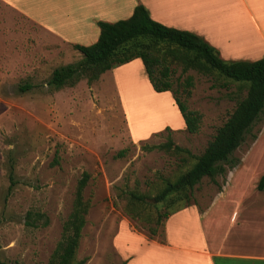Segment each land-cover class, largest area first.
<instances>
[{
    "label": "rangeland",
    "instance_id": "374dc122",
    "mask_svg": "<svg viewBox=\"0 0 264 264\" xmlns=\"http://www.w3.org/2000/svg\"><path fill=\"white\" fill-rule=\"evenodd\" d=\"M18 2L21 10L0 2V264H47L83 171L90 175L83 191L90 208L77 257L86 259L84 264H125L118 238L120 246L131 253V264L160 261L171 252L143 239L150 235L148 228L156 226L157 234L152 237L158 244L167 242L166 218L155 223L163 205L154 199V188L173 179L186 165L181 155L158 148L144 150L142 145L170 139L192 154H200L232 112L237 83L194 69L183 72L175 62L169 65L171 90L201 116L195 133L185 126L167 124L173 122V107L179 114L173 92L165 91L172 99L170 104L167 93L151 87L140 59L139 65H131L126 72L124 67L114 75L112 68L91 83L83 78L73 86L53 89L47 80L54 68L76 62L82 54L32 24L23 16V1ZM248 38L240 34L234 39L236 46ZM119 66L122 64L114 68ZM188 75L192 77L190 86L185 85ZM24 85L29 88L21 91ZM163 102L168 109L159 105ZM152 122L159 124L155 127L163 126L140 139L133 135L132 131L139 134L152 128L146 126ZM232 157L236 165L231 169L241 172L234 173L228 194L249 190V197L252 185L258 191L256 183L264 173V111ZM231 169L215 181L203 177L185 207L195 205L202 211L226 185ZM10 174L15 185L8 191ZM132 194L145 195V200L137 201ZM130 202L136 207L129 206ZM225 204L217 202L204 227L216 220L218 210L222 211L219 219L227 220L230 207ZM28 210L43 212L48 224L26 226ZM189 227L187 235L194 233L193 225ZM174 238L179 241V236ZM140 249L142 258L137 254Z\"/></svg>",
    "mask_w": 264,
    "mask_h": 264
},
{
    "label": "trees",
    "instance_id": "16d2710c",
    "mask_svg": "<svg viewBox=\"0 0 264 264\" xmlns=\"http://www.w3.org/2000/svg\"><path fill=\"white\" fill-rule=\"evenodd\" d=\"M98 25L100 33L97 41L86 46L73 45L82 54V58L54 68L47 80L49 86L53 89L73 86L83 78L91 83L105 71L135 58L141 60L148 81L156 92L172 91L169 65L174 62L181 65L183 72L194 69L201 74L222 77L227 83H237L238 96L232 112L217 127L200 154L194 155L188 149L173 144L170 139L159 144L142 145L144 150L158 148L181 155L180 160L186 165L173 179H165L161 186L154 188V199L159 205H163V211L156 215L155 223L160 224L163 217L189 205L187 202L192 189L203 177L215 181L216 176H224L228 169L236 165L233 152L264 111V57L253 61L224 60L212 45L194 33L169 27L152 19L143 5L135 6L126 19L112 23L99 22ZM191 78L190 75L187 76L186 86L192 85ZM28 88L29 86L24 85L20 90ZM242 90H245L243 95ZM186 94H190L189 90ZM173 97L185 129L189 133L197 132L200 114L188 109L174 92ZM166 130L169 128L166 127ZM89 177V173L83 171L77 181L71 211L62 223L60 238L47 264L85 263L86 259L77 257V251L90 208V200L83 196ZM10 181L8 191L15 185L11 174ZM256 189L264 191V173L259 177ZM131 197L137 201L145 200V195L132 194ZM181 201L185 202L184 206L179 204L180 206L170 209ZM128 205L136 207L134 202ZM24 223L29 227L46 226L48 218L39 210H28ZM148 230L149 237L157 234L156 226H150Z\"/></svg>",
    "mask_w": 264,
    "mask_h": 264
},
{
    "label": "crops",
    "instance_id": "0c3cea01",
    "mask_svg": "<svg viewBox=\"0 0 264 264\" xmlns=\"http://www.w3.org/2000/svg\"><path fill=\"white\" fill-rule=\"evenodd\" d=\"M18 1L0 0L1 3L19 10ZM22 1L23 16L45 30L48 36L69 45L86 46L84 40H87L89 45L93 44L100 33L99 22L112 23L126 19L132 14L135 6L143 5L152 19L166 26L194 33L212 45L224 60L253 61L264 57V0ZM240 34L242 37L244 35V38L247 36L249 38L248 41L245 40V44L236 46L238 44L234 39ZM138 60L135 58L113 68L114 75L117 69L125 67L126 72L127 69H131V65H139ZM115 81L118 82L116 77ZM167 99L172 104L170 95ZM159 105L167 108L165 102ZM171 114L173 122H168V125L184 126L180 113L178 114L174 107ZM157 116L158 114L153 117ZM157 125H159L157 122H152L146 125L152 128L139 134L135 131L132 133L138 135L136 138L140 139L163 126L155 127ZM233 169L229 171L226 185L222 186V190L202 211L191 205L166 217L164 224L166 243L158 244L154 237L142 234L148 243L171 252L160 261H148L143 264H264V191H254L252 185L249 197L246 195L249 190H241L242 193L234 191L235 196H230L228 189L233 175L241 172L237 171L238 168ZM253 177L254 175L251 181ZM217 202L227 203L225 205L230 207V215L222 222L219 219L222 211L218 210L215 213L216 220L207 223L205 229L203 222L208 219ZM192 225L194 233L191 231L187 235L189 226ZM174 235L179 236V241L175 240ZM116 241L125 264H131L129 257L131 253L125 250L126 247L120 246L118 238ZM137 254L142 258L141 249L137 250ZM180 254H184V259Z\"/></svg>",
    "mask_w": 264,
    "mask_h": 264
},
{
    "label": "bare ground",
    "instance_id": "6f19581e",
    "mask_svg": "<svg viewBox=\"0 0 264 264\" xmlns=\"http://www.w3.org/2000/svg\"><path fill=\"white\" fill-rule=\"evenodd\" d=\"M163 106V105H162Z\"/></svg>",
    "mask_w": 264,
    "mask_h": 264
}]
</instances>
